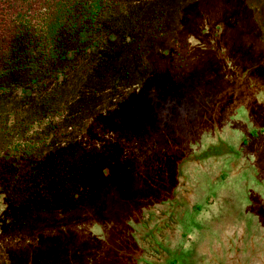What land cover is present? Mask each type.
<instances>
[{
    "label": "rangeland",
    "instance_id": "1",
    "mask_svg": "<svg viewBox=\"0 0 264 264\" xmlns=\"http://www.w3.org/2000/svg\"><path fill=\"white\" fill-rule=\"evenodd\" d=\"M252 1L168 4L177 16L145 50L156 61L125 68L90 111L109 107L54 152L72 165L47 176L78 196L63 194L37 242H2L0 264H264V0ZM218 139L228 153L198 160ZM81 154L92 168L76 180Z\"/></svg>",
    "mask_w": 264,
    "mask_h": 264
},
{
    "label": "trees",
    "instance_id": "2",
    "mask_svg": "<svg viewBox=\"0 0 264 264\" xmlns=\"http://www.w3.org/2000/svg\"><path fill=\"white\" fill-rule=\"evenodd\" d=\"M171 1L0 0V244L20 245L31 233L37 242L44 225L47 234L55 228V205L63 194L78 196L69 187L58 193L47 176L57 170L68 174L72 165L68 155L53 161L54 152L76 141L88 116L109 107L90 111L116 89L122 74L126 79L125 68L134 60L143 63V53L153 56L145 50L177 16L166 9ZM141 40L148 44L141 46ZM124 57L127 65L120 62ZM160 57L169 64V53ZM109 156L122 164L117 155ZM85 158L81 154L73 164L76 180L84 177L79 167L92 168ZM115 163L114 170L121 171ZM61 164L63 169L54 166Z\"/></svg>",
    "mask_w": 264,
    "mask_h": 264
},
{
    "label": "flooded vegetation",
    "instance_id": "3",
    "mask_svg": "<svg viewBox=\"0 0 264 264\" xmlns=\"http://www.w3.org/2000/svg\"><path fill=\"white\" fill-rule=\"evenodd\" d=\"M257 132H254V134H252V131L250 132L249 131V134L247 136V139L248 140H253V137L255 136ZM222 141L220 139H218V141L215 143V144H211L209 143L201 153H198L197 156H198V160H204L206 158H209V157H221L223 155H226L225 153H228V152H225V150L223 148H221V143ZM224 143V142H223ZM244 143V142H243ZM243 143H240V145H244ZM247 149V148H245ZM227 151H230L229 148H227ZM223 154V155H222ZM231 154V153H229ZM228 156V155H227ZM169 218L167 219V222H168ZM161 224V223H160Z\"/></svg>",
    "mask_w": 264,
    "mask_h": 264
}]
</instances>
